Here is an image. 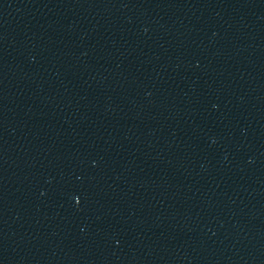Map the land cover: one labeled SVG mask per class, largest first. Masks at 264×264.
Returning a JSON list of instances; mask_svg holds the SVG:
<instances>
[{"label":"water","instance_id":"95a60500","mask_svg":"<svg viewBox=\"0 0 264 264\" xmlns=\"http://www.w3.org/2000/svg\"><path fill=\"white\" fill-rule=\"evenodd\" d=\"M0 264H264V0H0Z\"/></svg>","mask_w":264,"mask_h":264}]
</instances>
